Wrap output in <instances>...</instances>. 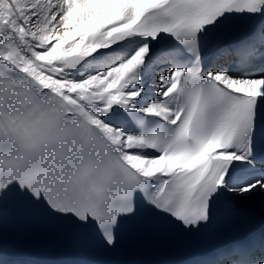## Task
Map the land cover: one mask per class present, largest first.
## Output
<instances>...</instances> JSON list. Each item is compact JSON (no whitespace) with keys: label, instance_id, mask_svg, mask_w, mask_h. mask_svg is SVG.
Here are the masks:
<instances>
[{"label":"snow or ice","instance_id":"6c2138e0","mask_svg":"<svg viewBox=\"0 0 264 264\" xmlns=\"http://www.w3.org/2000/svg\"><path fill=\"white\" fill-rule=\"evenodd\" d=\"M232 25L224 31L227 25ZM264 0H0V222L40 207L105 248L264 204ZM0 264H73L8 243ZM180 264H264V230Z\"/></svg>","mask_w":264,"mask_h":264},{"label":"bare ground","instance_id":"6f19581e","mask_svg":"<svg viewBox=\"0 0 264 264\" xmlns=\"http://www.w3.org/2000/svg\"><path fill=\"white\" fill-rule=\"evenodd\" d=\"M256 202H259V200H257ZM31 211L32 213L39 217V218H44L45 217V211L43 208L40 207H31Z\"/></svg>","mask_w":264,"mask_h":264}]
</instances>
